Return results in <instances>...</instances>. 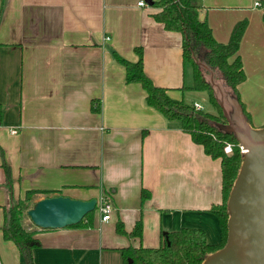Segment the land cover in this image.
<instances>
[{
    "label": "crops",
    "instance_id": "crops-1",
    "mask_svg": "<svg viewBox=\"0 0 264 264\" xmlns=\"http://www.w3.org/2000/svg\"><path fill=\"white\" fill-rule=\"evenodd\" d=\"M139 1L0 0V264H23L1 227L3 211L30 190L80 201L106 195L114 209L101 222L95 208L91 227L42 230L26 217L24 226L40 242L34 264H122L120 249L157 248L181 228L202 229L207 243H219L218 220L209 212L221 201L219 160L147 106L142 87L127 84L112 57L114 51L136 62L140 47L155 86L175 100L192 92L181 34L165 31L152 18L157 9ZM255 2L261 0H192L217 42L247 20L238 51L246 78L237 89L259 128L264 7ZM137 222L140 236H129ZM117 223L126 234L116 232Z\"/></svg>",
    "mask_w": 264,
    "mask_h": 264
},
{
    "label": "trees",
    "instance_id": "trees-1",
    "mask_svg": "<svg viewBox=\"0 0 264 264\" xmlns=\"http://www.w3.org/2000/svg\"><path fill=\"white\" fill-rule=\"evenodd\" d=\"M152 1V7L157 9L152 14V18L161 24L165 31L177 32L182 36L183 65L188 64L192 70V86L188 90L206 93L212 111L207 112L203 108L196 109L193 103H187L183 99H172L167 94V89L155 86L143 70L142 49L140 47L134 49L137 54L136 62H129L114 51H112V57L124 68L125 82L127 84L137 83L142 87L146 94L145 103L147 106L159 112L167 121L177 123L195 144L202 147L206 156L212 160H219L221 201L219 204L213 205L209 212L215 215L218 220L220 241L214 245L209 244L202 229L181 228L166 234L168 246L164 242L157 248L138 246L120 249L122 264H200L210 253L222 248L226 242L228 219L226 201L240 168L243 155L233 135H226L211 125L212 122L224 123V118L210 86L205 81L201 63H205L213 71L218 70L222 74L226 85L238 97L243 112L251 124L249 113L241 102L237 89L246 78L238 51L247 27V20L237 21L230 31L228 40L222 43L214 39L206 19L200 20L201 7L193 4L192 0ZM261 3L264 7V0H261ZM262 21L264 26V13ZM2 112L0 106V122ZM227 144L232 146L230 154L224 153V147ZM4 168L9 182L8 168L6 166ZM56 192L27 191L23 198L3 211V225L1 227L3 239L16 246L23 264H34L33 250L40 247V242L35 237L36 231L23 224V220L27 217L26 212L39 201L35 200V196L43 195V199L57 197L54 195ZM146 197L147 193L142 190V199ZM94 212L95 210L88 213L78 224L70 227H91ZM115 230L118 234H126L121 223H117ZM140 233L141 223L137 222L128 235L139 237Z\"/></svg>",
    "mask_w": 264,
    "mask_h": 264
},
{
    "label": "water",
    "instance_id": "water-1",
    "mask_svg": "<svg viewBox=\"0 0 264 264\" xmlns=\"http://www.w3.org/2000/svg\"><path fill=\"white\" fill-rule=\"evenodd\" d=\"M144 2L148 6L153 3L152 0ZM203 19L200 15V20ZM201 67L224 118V123L211 125L226 135H233L243 155L226 201V242L200 264H264V126L254 128L248 122L238 97L218 70L213 71L205 63ZM95 206L96 199L49 197L37 201L26 216L39 229L57 230L78 224ZM165 242L168 246L166 235Z\"/></svg>",
    "mask_w": 264,
    "mask_h": 264
},
{
    "label": "built area",
    "instance_id": "built-area-1",
    "mask_svg": "<svg viewBox=\"0 0 264 264\" xmlns=\"http://www.w3.org/2000/svg\"><path fill=\"white\" fill-rule=\"evenodd\" d=\"M138 6H145L146 3L144 1H139L137 3ZM255 7H261V3L255 2L254 3ZM105 40H109L108 37L105 38ZM194 107L196 109H202V106L194 103ZM16 131H12V133H15ZM240 148V147H239ZM232 152V146L230 144L225 145L224 147V153L225 154H230ZM240 152L242 153L243 151L240 148ZM95 208L97 209L98 213L100 214V219L101 222H107L110 219L111 213L113 212V207L111 203L106 199V195H100V197L96 200V206Z\"/></svg>",
    "mask_w": 264,
    "mask_h": 264
},
{
    "label": "rangeland",
    "instance_id": "rangeland-1",
    "mask_svg": "<svg viewBox=\"0 0 264 264\" xmlns=\"http://www.w3.org/2000/svg\"><path fill=\"white\" fill-rule=\"evenodd\" d=\"M261 8H263L262 3H261ZM259 49H261V48L259 47ZM250 58H251V56H250ZM263 60H264V58H263ZM249 63L253 66V61H249ZM191 79H192V70H191L189 65H186V80H187V83L191 82L190 81ZM181 98L187 103H191V102L193 103L194 101H197V102H199L201 104L202 108L205 111H207V112H211L212 111V107L210 105V102H209V99H208V96H207L206 93H199V92H193V91L192 92H190V91L186 92L185 91L184 95ZM239 98H240V100H242L241 97H239Z\"/></svg>",
    "mask_w": 264,
    "mask_h": 264
}]
</instances>
